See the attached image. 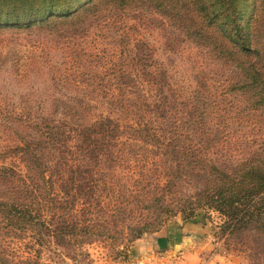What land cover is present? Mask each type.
Wrapping results in <instances>:
<instances>
[{
	"label": "trees",
	"instance_id": "16d2710c",
	"mask_svg": "<svg viewBox=\"0 0 264 264\" xmlns=\"http://www.w3.org/2000/svg\"><path fill=\"white\" fill-rule=\"evenodd\" d=\"M132 11L159 16L204 49L225 73L219 92L202 82L175 95L123 23ZM100 20L120 24V52L97 79L99 91H58L35 117L6 127L13 137L0 145V264H35L8 254L4 238L77 249L122 238L127 212L141 217L126 224L131 244L198 212L217 214L228 236L264 234V0H0V34L60 27L80 35ZM61 80L51 76L55 86ZM224 95L239 101L226 117L248 120L261 136L226 140Z\"/></svg>",
	"mask_w": 264,
	"mask_h": 264
},
{
	"label": "rangeland",
	"instance_id": "374dc122",
	"mask_svg": "<svg viewBox=\"0 0 264 264\" xmlns=\"http://www.w3.org/2000/svg\"><path fill=\"white\" fill-rule=\"evenodd\" d=\"M161 19L149 12L132 11L125 16L123 23L132 35L147 44L152 63L162 70L167 87L175 95L179 92L185 94L202 82L209 89L219 92L225 77L219 64L204 49L188 40H181V35L172 27L162 24ZM118 25L120 27V24L100 20L80 35L60 27L31 31L10 29L0 34V145L10 143L13 137L7 125H22L30 119L28 117H35L38 108L49 103L50 95L58 91L70 95L93 89L99 91L96 88L99 87L97 79L104 76L105 68L110 67L119 56ZM53 73L65 79L58 86L51 82ZM223 99L225 117L232 116L239 101L233 95H224ZM225 117L224 134L230 143L242 142L248 136L257 138L262 135L257 128L259 126L248 129L251 128L248 120L237 124L238 120H233V116ZM216 121L214 117L215 125ZM233 129L236 132H232ZM244 131L246 134L242 137ZM231 146H227L230 153ZM188 189L187 186L184 188L185 191ZM126 216L124 227L120 225L122 238L112 234L77 249L58 247L48 239L37 246L26 236L4 238L2 245L13 258H30L35 264H136L139 258L129 253L132 244L125 241V227L126 224H136L141 217L136 213L130 217L129 212ZM192 220L203 224L206 241L177 246V250L188 246L192 250L183 258H173L168 264H264L263 233L250 229L234 236L223 234L219 228L222 220L213 212L206 215L198 212ZM179 222V216L170 218L158 231L165 227L176 228ZM145 261L153 264L151 259Z\"/></svg>",
	"mask_w": 264,
	"mask_h": 264
},
{
	"label": "crops",
	"instance_id": "0c3cea01",
	"mask_svg": "<svg viewBox=\"0 0 264 264\" xmlns=\"http://www.w3.org/2000/svg\"><path fill=\"white\" fill-rule=\"evenodd\" d=\"M206 238L204 236L203 224L194 220L179 222L176 228L165 227L157 232L143 235L132 243L129 253L132 257L139 258L136 264H147L145 260L148 259H151L153 264L156 262L158 264H168V262L173 261V258L178 256L183 258L187 252L192 250L190 246L177 250V246L181 247L182 243H191L193 245L195 242L206 241ZM205 245L206 243L203 244V246ZM196 251L199 250L197 249ZM182 264H186V262Z\"/></svg>",
	"mask_w": 264,
	"mask_h": 264
}]
</instances>
